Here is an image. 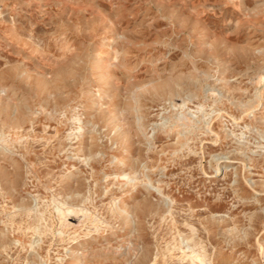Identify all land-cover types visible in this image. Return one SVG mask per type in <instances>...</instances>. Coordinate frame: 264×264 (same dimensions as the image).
<instances>
[{
	"label": "rangeland",
	"instance_id": "obj_1",
	"mask_svg": "<svg viewBox=\"0 0 264 264\" xmlns=\"http://www.w3.org/2000/svg\"><path fill=\"white\" fill-rule=\"evenodd\" d=\"M0 264H264V0H0Z\"/></svg>",
	"mask_w": 264,
	"mask_h": 264
},
{
	"label": "bare ground",
	"instance_id": "obj_2",
	"mask_svg": "<svg viewBox=\"0 0 264 264\" xmlns=\"http://www.w3.org/2000/svg\"><path fill=\"white\" fill-rule=\"evenodd\" d=\"M196 260H198L199 263L203 262V257L202 256H196Z\"/></svg>",
	"mask_w": 264,
	"mask_h": 264
}]
</instances>
